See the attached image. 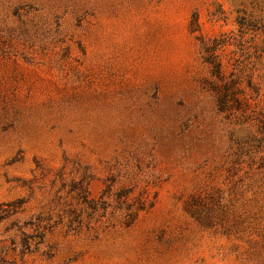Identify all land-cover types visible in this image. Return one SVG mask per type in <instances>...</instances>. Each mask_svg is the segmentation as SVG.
<instances>
[{"label": "rangeland", "instance_id": "1", "mask_svg": "<svg viewBox=\"0 0 264 264\" xmlns=\"http://www.w3.org/2000/svg\"><path fill=\"white\" fill-rule=\"evenodd\" d=\"M261 112L264 0H0V264H264Z\"/></svg>", "mask_w": 264, "mask_h": 264}, {"label": "trees", "instance_id": "2", "mask_svg": "<svg viewBox=\"0 0 264 264\" xmlns=\"http://www.w3.org/2000/svg\"><path fill=\"white\" fill-rule=\"evenodd\" d=\"M219 70H220V66L217 67V72H219ZM229 90L230 89L226 88L223 92L217 91L218 92L217 103H218V106L222 109H225V106L227 105L229 92H230ZM236 102H238V100ZM236 111H240V109ZM244 113H247V111L245 110ZM260 115L261 116L259 118V122L261 126L259 127L258 130H256L258 133L257 134L258 136L256 138H257V142L260 143L259 146H262L264 148V112H261ZM93 202L95 203V201ZM91 208H93V206H91Z\"/></svg>", "mask_w": 264, "mask_h": 264}]
</instances>
